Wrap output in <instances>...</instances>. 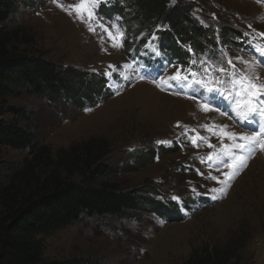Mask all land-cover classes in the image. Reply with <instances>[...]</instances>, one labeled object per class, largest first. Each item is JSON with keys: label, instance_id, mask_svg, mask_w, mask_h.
<instances>
[{"label": "rangeland", "instance_id": "obj_1", "mask_svg": "<svg viewBox=\"0 0 264 264\" xmlns=\"http://www.w3.org/2000/svg\"><path fill=\"white\" fill-rule=\"evenodd\" d=\"M187 1L194 5L192 13L203 29L210 26L219 33L223 28L231 38L240 30L264 33V4L252 0ZM80 3L81 0H57L55 3L53 0H29V5L19 8L5 26L9 31L18 32L13 35L16 37L13 43L20 49L41 53L63 66L88 71L94 76H103V79L102 73L111 70L109 65L125 72L131 70L123 67L131 65L125 43L122 47H113L106 33L89 31L88 24L72 10V6ZM105 23L110 24L106 19ZM228 27L232 30L228 31ZM101 35L104 40L100 39ZM206 35L207 47L218 44V40L212 43V32ZM222 46L227 54L222 53L217 45L221 55H229L244 72L255 67L264 78V59L257 61L239 38L230 46ZM153 78L132 80L119 94L100 95L95 104L86 108L74 102L67 104L63 99L50 103L47 97L23 96L12 98L10 103L30 112L32 127L37 129L41 142L54 152L94 137L111 141V163L130 170L119 176L127 188L142 186L145 189L164 182L169 197L181 196L186 203L192 202L194 197L204 198L213 193V188L223 187L226 193L216 200L218 204L200 206L181 221L173 216L166 224L160 221L157 212L151 211L153 203L147 200L143 202L148 208L137 215L83 217L49 235L40 236L44 259L92 254L105 264H181L193 249L210 242L223 245L242 237V264H264V152L257 151L230 186L218 182L224 180L220 169L199 167L195 155L209 151L202 145L186 147L181 142L179 152L174 154L151 153L161 146L156 143L158 140L181 141L192 130L208 134L205 125H227L226 131L251 134L253 129L259 130L260 123L246 125L234 114L221 115L215 109L204 111L201 99L187 98L178 91L162 90L152 82ZM141 84L144 85L142 90ZM83 92L77 88L74 95L81 97ZM161 93L164 96L162 101ZM146 96L152 99L147 101ZM222 109V112L227 111L224 106ZM223 142L213 139L218 147ZM134 149H146L148 153L141 156L139 162L126 160L125 152ZM25 156L24 151L12 148H5L2 153L9 162ZM190 165L197 166L200 173L193 168L190 172L186 170ZM222 171L225 172L226 168ZM154 197L157 201L164 200L158 195Z\"/></svg>", "mask_w": 264, "mask_h": 264}, {"label": "trees", "instance_id": "obj_2", "mask_svg": "<svg viewBox=\"0 0 264 264\" xmlns=\"http://www.w3.org/2000/svg\"><path fill=\"white\" fill-rule=\"evenodd\" d=\"M28 5L29 0H0V264H105L92 254L46 260L40 236L49 235L86 216L137 215L148 208L143 200L153 203L151 211L157 212L165 224L173 216L179 221L186 216L180 214L178 202L168 196L164 182L145 189L142 186L127 188L119 176L130 170L111 163V141L94 137L54 152L41 142L37 129L32 127L30 112L10 103L12 98L31 96L47 97L50 103L63 99L67 104L93 105L105 83L103 76L63 66L13 43L16 38L13 35L18 32L7 30L5 25L19 8ZM194 9L187 0H109L108 5L100 4L99 13L108 22L121 17L117 22L125 30L128 54L139 53L155 36L156 49L169 50L187 60L185 47L188 44L202 52L208 48L206 33L214 34L212 43L216 42L217 35L214 28L203 29L199 25L192 13ZM226 32L223 28L219 30L221 45L230 46L235 39H243L241 30L233 38ZM129 49H132L130 53ZM211 49L216 57L217 43ZM75 87L83 89L81 97H75ZM177 144L176 140L168 148L158 146L151 153L174 154L179 152ZM5 148L24 151L26 156L9 162L2 157ZM146 153V149H134L124 155H127L126 160L139 162ZM192 168L196 172L191 165L186 170L190 172ZM154 195L164 200H154ZM181 200L186 210H192L190 204H198L191 214L200 206L218 204L205 197H194L190 203L183 197ZM241 241L242 237L223 245L210 242L193 249L181 264H242L244 245Z\"/></svg>", "mask_w": 264, "mask_h": 264}, {"label": "snow or ice", "instance_id": "obj_3", "mask_svg": "<svg viewBox=\"0 0 264 264\" xmlns=\"http://www.w3.org/2000/svg\"><path fill=\"white\" fill-rule=\"evenodd\" d=\"M57 2V0H53ZM103 2L108 5L109 0H81V3L72 6V10L76 12L79 19L86 22L89 26V31L94 34L99 30L107 34V39L111 41L113 47H122L126 39L125 30L117 23L121 17L117 16L111 20L110 24L105 23V17L99 13L100 3ZM61 6V5H58ZM71 14V12H70ZM264 36V33H260ZM101 35L100 39L104 40ZM156 37L153 36L152 40L155 41ZM146 47L152 49L154 53L159 55V51L149 42ZM191 51V48H189ZM264 54V50H262ZM191 63L195 65L197 61L192 60ZM202 63H210L205 61ZM227 67L224 66L223 61L210 63V66L203 69V73L193 71L191 69L181 70L177 67L174 74L168 77H154L153 83L162 90L173 87L174 85L180 86L181 92L184 88L192 89L189 98L200 97L203 103L201 108L204 111L214 110L211 106L216 104L217 99L227 102L228 108L231 112L235 113L236 119L246 125L253 123H260L259 130L253 129L251 134L226 131L227 125L217 126L219 131L208 129L213 135L218 136L221 140L227 138L231 144L223 145L218 150L209 153L206 159L209 162L216 163L217 166L223 164L229 168L228 172L223 173L224 180L218 181L223 185L230 186V181L239 174V171L247 167V161L256 154L257 151L264 152V78H262L255 70V67L250 72H237L235 65L231 60L227 61ZM124 68H131V65L125 64ZM112 71L105 70L102 75L112 77L115 67L108 66ZM95 71V70H93ZM135 71V70H134ZM140 79H145V74L139 75ZM123 79H130L129 76H124ZM204 92L209 95H204ZM90 110V109H86ZM221 115H229L228 111L221 112ZM261 118L258 120L257 118ZM179 126V125H178ZM204 137H193V146H199L198 140L203 142ZM157 144L170 145L172 142L169 140H158ZM209 148H216L215 145L208 143ZM227 157V159H225ZM205 158H201L204 162ZM217 179L216 177H211ZM213 193H223L225 188H213ZM216 199L214 195L212 197ZM171 199L180 202V197L173 196Z\"/></svg>", "mask_w": 264, "mask_h": 264}, {"label": "bare ground", "instance_id": "obj_4", "mask_svg": "<svg viewBox=\"0 0 264 264\" xmlns=\"http://www.w3.org/2000/svg\"><path fill=\"white\" fill-rule=\"evenodd\" d=\"M142 85V84H141ZM142 88H141V90L143 89V87H144V85H142L141 86ZM141 92V91H140ZM161 97H160V101H162L163 100V94L161 93V95H160ZM147 98H145L147 101H150V99H152V97L150 96V97H148V96H146ZM223 123V122H222ZM260 156V155H259Z\"/></svg>", "mask_w": 264, "mask_h": 264}]
</instances>
